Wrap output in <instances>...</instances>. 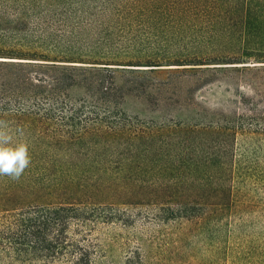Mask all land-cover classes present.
<instances>
[{
	"label": "trees",
	"instance_id": "obj_1",
	"mask_svg": "<svg viewBox=\"0 0 264 264\" xmlns=\"http://www.w3.org/2000/svg\"><path fill=\"white\" fill-rule=\"evenodd\" d=\"M122 66L260 75L244 83L253 96L239 92L228 117L142 130L119 109L113 70L134 71ZM0 124L24 137L31 158L20 177L0 175V264H94L96 230L130 225L108 206L79 201L78 190L109 184L112 163L146 172V153L169 133L187 135L173 156L191 171L184 180L223 193L216 203L168 208L169 217L222 224L206 215L231 209L230 138L264 139V0H0ZM115 147L141 154L124 158ZM105 149L109 162L95 155Z\"/></svg>",
	"mask_w": 264,
	"mask_h": 264
},
{
	"label": "rangeland",
	"instance_id": "obj_2",
	"mask_svg": "<svg viewBox=\"0 0 264 264\" xmlns=\"http://www.w3.org/2000/svg\"><path fill=\"white\" fill-rule=\"evenodd\" d=\"M122 67L134 71L113 70L115 84L122 93L119 109L128 120L142 123V130L152 125L172 130L174 124H180L178 130H185L200 118L214 120L218 113L228 117L239 107V92L253 96L244 83L254 82L260 75L229 69L174 70L168 66L162 69L171 70L150 72L146 69L151 67L146 66ZM185 137L165 135L157 143L160 146L141 160L147 166L146 172L139 174L140 167L136 169L135 163H131V171L112 163L108 173L113 180L109 184L78 190L79 201L108 206L130 225L123 227L117 222L96 230L99 248L94 264H264V139L230 138L234 163L228 166L227 175L234 181L233 188L223 192L231 209L224 214L206 215L221 219L222 224L211 223L203 228L169 217L171 211L166 210H177L185 204L216 203L223 194L218 188L197 187L184 180L191 171L185 168L187 163L184 167L174 165L173 156L177 155V143ZM23 139L21 134L13 136L14 143H25ZM128 149L115 147V153L124 158L141 154L139 148ZM82 153L94 157L89 151ZM100 153L108 162L113 157L112 150L95 155ZM99 165L81 166L92 170Z\"/></svg>",
	"mask_w": 264,
	"mask_h": 264
},
{
	"label": "clouds",
	"instance_id": "obj_3",
	"mask_svg": "<svg viewBox=\"0 0 264 264\" xmlns=\"http://www.w3.org/2000/svg\"><path fill=\"white\" fill-rule=\"evenodd\" d=\"M14 133L0 124V175L12 179L20 177L30 164L28 145L23 142H13Z\"/></svg>",
	"mask_w": 264,
	"mask_h": 264
}]
</instances>
